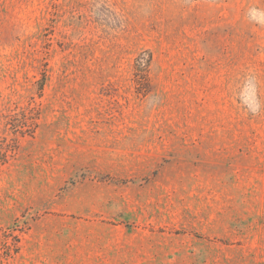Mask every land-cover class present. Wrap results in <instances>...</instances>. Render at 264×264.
I'll use <instances>...</instances> for the list:
<instances>
[{
	"label": "rangeland",
	"instance_id": "1",
	"mask_svg": "<svg viewBox=\"0 0 264 264\" xmlns=\"http://www.w3.org/2000/svg\"><path fill=\"white\" fill-rule=\"evenodd\" d=\"M0 264H264V0H0Z\"/></svg>",
	"mask_w": 264,
	"mask_h": 264
}]
</instances>
